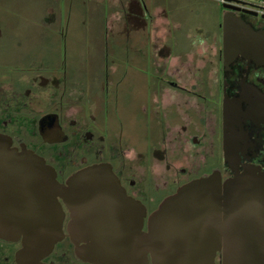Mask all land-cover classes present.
Listing matches in <instances>:
<instances>
[{"label":"flooded vegetation","instance_id":"obj_1","mask_svg":"<svg viewBox=\"0 0 264 264\" xmlns=\"http://www.w3.org/2000/svg\"><path fill=\"white\" fill-rule=\"evenodd\" d=\"M109 1L122 23L107 21L106 30H123L126 48L132 32H149L154 71L145 72L148 92L136 106V119L153 126L157 139L144 149L125 135L122 123L113 128L110 78L115 70L107 60L102 108L82 80H68L64 65L52 70L45 62L0 61V220H13V212L23 221L40 219L34 208L49 201L52 172L66 184L96 164H109L133 201L126 208L116 206L109 212L111 222H103L118 236L129 234L131 222H142L141 230L147 231L160 204L195 179L216 175L225 182L245 170L264 178V58L228 56L223 27L229 14L264 30V0H209L217 10V33L200 38L187 33L189 44L180 53L174 51L176 25L158 0L152 8L147 0ZM29 154L54 170H33L28 158L18 159ZM57 199L62 237L51 251L37 262L24 260L22 239L0 234V264H97L81 254L85 243L74 241L87 232L84 224L73 225L67 202L61 195ZM146 264H154L150 254ZM215 264H222L220 250Z\"/></svg>","mask_w":264,"mask_h":264},{"label":"water","instance_id":"obj_2","mask_svg":"<svg viewBox=\"0 0 264 264\" xmlns=\"http://www.w3.org/2000/svg\"><path fill=\"white\" fill-rule=\"evenodd\" d=\"M223 27L228 56L264 58V30L229 14ZM22 158L33 170H54L37 155L18 156ZM48 191L49 201L34 208L40 219L23 221L21 213L13 212V220H0L1 235L22 239L19 255L24 260L39 261L61 239V195L73 225L86 227L74 241H83L81 254L97 264H146L149 254L154 264H215L218 250L222 264H264V178L255 170L236 172L225 182L216 175L191 181L151 214L147 231L141 230L142 222H131L124 236L103 223L111 222L109 212L116 206L133 205L109 164L86 167L66 184L52 172Z\"/></svg>","mask_w":264,"mask_h":264},{"label":"rangeland","instance_id":"obj_3","mask_svg":"<svg viewBox=\"0 0 264 264\" xmlns=\"http://www.w3.org/2000/svg\"><path fill=\"white\" fill-rule=\"evenodd\" d=\"M158 1L169 11L173 26L176 25L172 29L177 39L175 53L187 49V33L195 38L212 37L217 33V10L211 1ZM147 3L152 8L156 1L147 0ZM110 6L109 0H0V61L45 62L52 70L64 65L68 80H82L90 90V97L102 108L104 100L100 97V87L107 60L110 70H115L110 78L113 128L120 129L122 123L125 135L138 147L147 149L156 141L157 130L136 119L139 115L136 106L148 92L145 72L154 71L149 32H132L130 48H126L123 30H106L107 21L118 19L122 23ZM116 87L118 101L114 100ZM54 88L57 85H52ZM127 101L131 103L130 109Z\"/></svg>","mask_w":264,"mask_h":264}]
</instances>
